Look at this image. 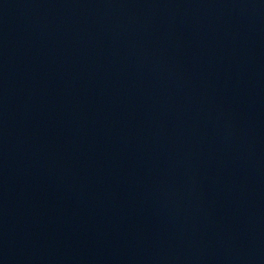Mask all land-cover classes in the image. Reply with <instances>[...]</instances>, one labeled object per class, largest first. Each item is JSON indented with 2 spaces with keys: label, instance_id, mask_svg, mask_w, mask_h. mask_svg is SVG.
<instances>
[{
  "label": "water",
  "instance_id": "1",
  "mask_svg": "<svg viewBox=\"0 0 264 264\" xmlns=\"http://www.w3.org/2000/svg\"><path fill=\"white\" fill-rule=\"evenodd\" d=\"M0 264H264V0H0Z\"/></svg>",
  "mask_w": 264,
  "mask_h": 264
}]
</instances>
